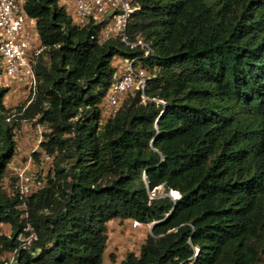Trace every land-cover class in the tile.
Returning a JSON list of instances; mask_svg holds the SVG:
<instances>
[{
    "label": "trees",
    "instance_id": "obj_1",
    "mask_svg": "<svg viewBox=\"0 0 264 264\" xmlns=\"http://www.w3.org/2000/svg\"><path fill=\"white\" fill-rule=\"evenodd\" d=\"M60 1L20 0L34 95L8 108L0 87V264H105L111 220L151 223L113 264H264V0H130L133 47L100 43L102 23L75 24ZM121 58L147 69V99L134 90L112 114ZM20 120L46 126L54 163L24 200L2 187Z\"/></svg>",
    "mask_w": 264,
    "mask_h": 264
},
{
    "label": "built area",
    "instance_id": "obj_2",
    "mask_svg": "<svg viewBox=\"0 0 264 264\" xmlns=\"http://www.w3.org/2000/svg\"><path fill=\"white\" fill-rule=\"evenodd\" d=\"M136 10L139 7L132 5L130 0H72L71 16L79 26L86 25L91 18L101 22L98 33L100 43L121 36L130 47L138 44L146 46L141 41H127L125 35L128 20ZM37 51L34 21L25 15L20 0H0V87H9L5 96L9 94L12 84L17 83L27 91L28 101L32 99L36 86L33 56ZM148 52L147 48L146 54ZM133 62L134 59L128 58L114 62L112 82L103 99L104 105L112 114L118 111L128 94L134 90L141 91L142 101L147 99L144 90L150 74L145 67L134 66ZM35 128L38 137L31 153H39L40 166L36 167L29 156L25 165L14 169L13 184L21 200L45 185L48 173H45L43 165L52 166L53 163V157L40 148V143L45 140L43 134L47 130L46 126L36 123ZM15 132L17 135L19 130L16 129ZM139 226L138 221L132 222L133 228Z\"/></svg>",
    "mask_w": 264,
    "mask_h": 264
},
{
    "label": "rangeland",
    "instance_id": "obj_3",
    "mask_svg": "<svg viewBox=\"0 0 264 264\" xmlns=\"http://www.w3.org/2000/svg\"><path fill=\"white\" fill-rule=\"evenodd\" d=\"M71 2H66L64 5L70 11ZM28 100L27 91L23 88H18L17 83H13L9 94L4 97V103L6 107L12 108L21 103H24ZM105 107H101L102 111H104ZM19 133L16 135V149L15 154L9 163L6 176L2 183V187L4 191H8L11 184L14 183V169L19 166L25 165L28 161L29 156L31 160L34 162L36 167H39V156L37 159L31 153L32 149L36 145L37 133L35 124L33 121L20 120L18 127ZM54 163L51 165H43L45 173L52 171ZM159 196H165L162 188H159L156 192ZM177 195H173L176 198ZM151 223L148 225H142L137 228L132 227L131 221L121 222L119 220H111L107 223V235L108 240L104 252V262L105 264H113L114 262H119L127 252H134L138 254L139 247L144 241L147 233H149V228ZM0 233L9 235L10 234V226L6 223H0ZM111 256L115 258V261L111 259ZM2 259L4 261H8V263L12 262V253H4L2 254Z\"/></svg>",
    "mask_w": 264,
    "mask_h": 264
},
{
    "label": "crops",
    "instance_id": "obj_4",
    "mask_svg": "<svg viewBox=\"0 0 264 264\" xmlns=\"http://www.w3.org/2000/svg\"><path fill=\"white\" fill-rule=\"evenodd\" d=\"M59 3L62 4V5H64L65 4V1L64 0H61ZM71 9H72V4H71ZM18 88H20V87L18 86Z\"/></svg>",
    "mask_w": 264,
    "mask_h": 264
},
{
    "label": "water",
    "instance_id": "obj_5",
    "mask_svg": "<svg viewBox=\"0 0 264 264\" xmlns=\"http://www.w3.org/2000/svg\"><path fill=\"white\" fill-rule=\"evenodd\" d=\"M169 196H171L172 198H174L173 197V194H172V191L168 194ZM153 224V223H152Z\"/></svg>",
    "mask_w": 264,
    "mask_h": 264
},
{
    "label": "bare ground",
    "instance_id": "obj_6",
    "mask_svg": "<svg viewBox=\"0 0 264 264\" xmlns=\"http://www.w3.org/2000/svg\"><path fill=\"white\" fill-rule=\"evenodd\" d=\"M172 194H173V195H177L178 193H176V191H172Z\"/></svg>",
    "mask_w": 264,
    "mask_h": 264
}]
</instances>
